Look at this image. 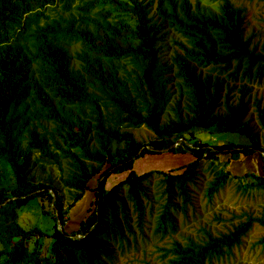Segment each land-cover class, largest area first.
I'll return each instance as SVG.
<instances>
[{
  "label": "trees",
  "instance_id": "16d2710c",
  "mask_svg": "<svg viewBox=\"0 0 264 264\" xmlns=\"http://www.w3.org/2000/svg\"><path fill=\"white\" fill-rule=\"evenodd\" d=\"M219 1L213 10L191 0H0V264H111L137 247L157 199L153 234L175 232L174 214L194 210L204 163L212 175L203 189L208 202L232 179L242 193L264 190V99L252 94L264 83V43L257 48L245 34L244 7ZM169 31L176 47L163 60L159 43ZM173 93L174 117L164 120ZM250 106L262 135L246 118ZM124 123L153 137L139 141ZM198 132L235 136L204 142ZM164 151L192 159L133 170L135 159ZM250 157L258 172L226 169ZM35 164L44 179L31 176ZM154 174L160 189L150 195ZM88 190L93 201L68 231L69 212ZM33 200L50 232L20 224L18 212ZM228 222L225 232L202 228L204 238L156 247L160 264L225 259L255 223L264 227V215L242 210ZM253 245L264 247V234Z\"/></svg>",
  "mask_w": 264,
  "mask_h": 264
},
{
  "label": "rangeland",
  "instance_id": "374dc122",
  "mask_svg": "<svg viewBox=\"0 0 264 264\" xmlns=\"http://www.w3.org/2000/svg\"><path fill=\"white\" fill-rule=\"evenodd\" d=\"M198 1L202 6H206L210 9L216 10L219 0H191ZM234 5L245 8V34H253V41L257 43V48L264 43V3L258 1L248 0H231ZM178 36L169 31L168 34L159 43L162 47L160 55L163 60H170L169 57L176 47L173 44V39ZM172 84H170L171 86ZM174 87L171 88L173 90ZM252 94L264 99V83L254 84L252 87ZM177 93H173L171 100L168 103V107L165 110L163 119L168 117H174V111L170 108L173 106ZM182 104L184 101L182 100ZM185 112V109H183ZM182 111V112H183ZM222 111V108H221ZM110 124L114 123L112 117L107 116ZM110 118V119H109ZM252 125L254 131L262 135V131L259 128L255 112L253 107L250 106L249 112L246 115ZM122 130H128L133 133L134 137L142 142L149 141L153 134L144 126H130L127 124H121ZM195 136L204 142H224L232 141L235 134H209L205 132H198ZM264 156V155H263ZM192 157L188 153L173 154L171 152H163L154 154H145L142 157L135 159L133 164V170L136 173H142L149 170H163L173 168L190 161ZM228 159L226 155H219V161L225 163ZM258 164L256 159L241 158L235 163L226 165V169H232V173L239 174L244 173L247 170H256ZM54 184L58 185V171L53 167L50 169ZM125 174L118 176H110L107 180L106 186L110 187L118 180H121ZM31 176L35 178L44 179L46 172L42 171L38 165H33L31 168ZM211 174L207 170V163L201 166L198 185L193 194V207L194 210L189 209L186 214L177 211L174 216L176 218L177 229L175 232H169L163 238L158 239L154 232V214L158 209V203L156 202L153 208L151 216H147V221L144 225V233L138 235V244L134 249L126 250L124 253H118L117 257L111 264H146V262H152L160 264V251H157L156 247L162 246L164 243H168L171 239H177L184 241L186 237L204 238L202 228L210 230L213 234L219 232H225L229 227L228 220L231 218L232 213L239 214L242 210L252 211L254 215H264V190H253L250 193H242L237 189L236 179H232L228 184L216 195L213 201L208 202L204 196L205 182L211 178ZM162 176L154 174L149 183V194L154 195L158 193L160 185L158 180ZM90 187L94 186V180L90 182ZM64 193V191H62ZM93 201V194L91 190L86 191V194L82 201H79L75 207L69 212L68 220L65 224L66 229L74 230L77 227V223L85 213L88 205ZM19 222L25 228L32 226H41L46 229V232H50V225L48 224V217L44 216L41 212L39 202L32 201L30 204L22 208L19 212ZM218 215L222 218V221H217L214 217ZM237 221L236 219L233 222ZM264 234V227L255 223L250 229L248 234L243 238L242 244L238 248L233 249V253L225 259L215 261L213 264H264V247L260 245H253L255 241ZM50 239L44 238L42 249L45 252L48 249ZM31 245V242H30Z\"/></svg>",
  "mask_w": 264,
  "mask_h": 264
},
{
  "label": "water",
  "instance_id": "95a60500",
  "mask_svg": "<svg viewBox=\"0 0 264 264\" xmlns=\"http://www.w3.org/2000/svg\"><path fill=\"white\" fill-rule=\"evenodd\" d=\"M59 226H60V224H59Z\"/></svg>",
  "mask_w": 264,
  "mask_h": 264
}]
</instances>
